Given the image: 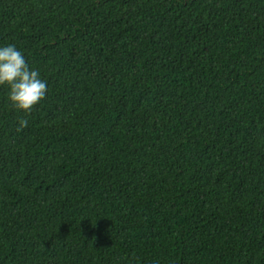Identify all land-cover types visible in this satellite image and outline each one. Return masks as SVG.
<instances>
[{"label": "trees", "instance_id": "trees-1", "mask_svg": "<svg viewBox=\"0 0 264 264\" xmlns=\"http://www.w3.org/2000/svg\"><path fill=\"white\" fill-rule=\"evenodd\" d=\"M7 45L0 264H264V0H0Z\"/></svg>", "mask_w": 264, "mask_h": 264}, {"label": "clouds", "instance_id": "clouds-1", "mask_svg": "<svg viewBox=\"0 0 264 264\" xmlns=\"http://www.w3.org/2000/svg\"><path fill=\"white\" fill-rule=\"evenodd\" d=\"M9 87L8 99L17 110L31 113L34 106L46 96L47 83L40 78L38 70L30 69L24 55L15 45L0 47V86ZM28 126L21 118L17 131Z\"/></svg>", "mask_w": 264, "mask_h": 264}]
</instances>
